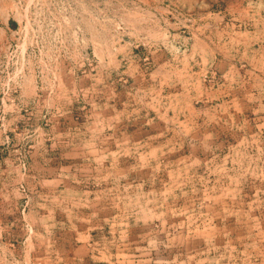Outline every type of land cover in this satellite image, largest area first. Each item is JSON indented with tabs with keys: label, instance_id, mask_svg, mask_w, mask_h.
I'll list each match as a JSON object with an SVG mask.
<instances>
[{
	"label": "rangeland",
	"instance_id": "1",
	"mask_svg": "<svg viewBox=\"0 0 264 264\" xmlns=\"http://www.w3.org/2000/svg\"><path fill=\"white\" fill-rule=\"evenodd\" d=\"M0 264H264V0H0Z\"/></svg>",
	"mask_w": 264,
	"mask_h": 264
}]
</instances>
